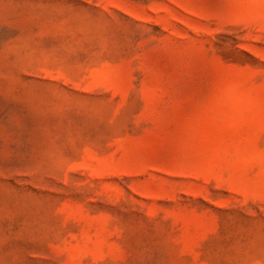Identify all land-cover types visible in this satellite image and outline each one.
<instances>
[{
    "label": "rangeland",
    "instance_id": "374dc122",
    "mask_svg": "<svg viewBox=\"0 0 264 264\" xmlns=\"http://www.w3.org/2000/svg\"><path fill=\"white\" fill-rule=\"evenodd\" d=\"M0 264H264V0H0Z\"/></svg>",
    "mask_w": 264,
    "mask_h": 264
}]
</instances>
